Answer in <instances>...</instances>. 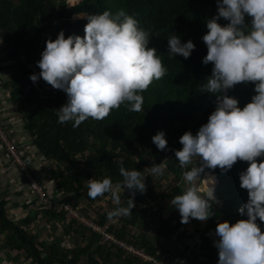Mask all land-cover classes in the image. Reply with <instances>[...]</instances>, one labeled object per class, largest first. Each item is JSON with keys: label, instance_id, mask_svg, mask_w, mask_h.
<instances>
[{"label": "trees", "instance_id": "obj_1", "mask_svg": "<svg viewBox=\"0 0 264 264\" xmlns=\"http://www.w3.org/2000/svg\"><path fill=\"white\" fill-rule=\"evenodd\" d=\"M121 9L134 15L140 27L153 32L149 36V47L158 50L157 54L167 69L165 75L153 81L142 93L143 105L139 112H130L122 105L111 110L104 119L88 118L78 127H73L72 121L59 123L57 112L66 103L67 94L43 78L36 82L30 79L31 74L40 72L37 62L46 41L56 39L61 30L66 37L72 34L83 36L89 15L104 10L115 14ZM217 10V0H80L70 6L67 0H0V40L4 52L0 58V73L7 72L4 84L11 87L33 141L54 162L51 174L57 181V188L64 192V200L75 204L77 199H82L93 204L110 193L90 198L87 195L88 180L110 177L113 186L119 184L122 189L119 194L121 206H127L132 190L125 189L123 185L119 172L121 165L126 170L136 168L143 171L152 163H160L167 158L163 175L172 173L176 184L159 191L162 178L157 179L145 172L146 191L143 194L136 192L133 213L122 216L123 223L117 227L113 225V228L121 239L144 246L158 256L163 253L178 255L185 259L186 264H216L219 257L214 245L218 239L214 233L217 223L247 219L246 215L239 213V208L248 200L247 189L240 187L239 175L249 162L238 160L227 172L217 167L201 173L202 177L213 171L217 176L213 214L205 220L204 226V221L190 218L191 229H183L182 234L174 239V230L182 227L183 222L171 199L186 189L180 184L184 172L199 164L196 157L191 164L181 167L175 159V150L182 148L179 138L189 130L195 134L216 107V97L199 90L212 72V62H202L207 54L202 37L208 31L206 20L216 15ZM76 15L83 16L75 18ZM251 19L246 16V23L250 24ZM218 22L228 23L224 18ZM171 33L179 35L182 42L189 39L194 42L196 47L189 58L168 54V36ZM254 89V82H240L229 89L228 95L238 98L243 107L251 101ZM161 130L166 133L168 141L166 151L159 150L152 142V136ZM257 160H264V157ZM216 203H220V207H215ZM55 207L43 205L48 216L65 221L66 213L57 211ZM108 208L96 218L101 225L107 222V212L113 209ZM142 215L144 220H148V225H159L160 236L168 248L160 245L157 235L149 238L145 230L136 233L134 228L142 224ZM30 222L29 218L18 222L12 220L6 200L0 199V233H6V244L17 253L26 254L32 264H143L75 220L65 223V226L68 234L81 237L82 246L77 243L63 247L58 240L50 244L41 241L36 233L23 227ZM257 223L264 231V222L258 218ZM197 233H200L202 243L191 246L190 242ZM175 240L179 247L172 248L170 245Z\"/></svg>", "mask_w": 264, "mask_h": 264}, {"label": "clouds", "instance_id": "obj_2", "mask_svg": "<svg viewBox=\"0 0 264 264\" xmlns=\"http://www.w3.org/2000/svg\"><path fill=\"white\" fill-rule=\"evenodd\" d=\"M217 8V14L206 20L208 31L202 37L207 46L202 62H212V72L199 90L214 95L216 107L195 134L189 130L179 138L182 148L175 150L179 165L186 167L196 157L199 164L184 172L189 186L172 198L171 204L179 210L181 222L207 220L216 200L215 180L204 179L207 189L195 181L205 169L219 167L227 172L238 160L249 162L239 175L240 187L248 191L239 213L247 219L218 222L214 245L217 264H264V231L257 223L258 218L264 222V160H257L264 157V0H217ZM246 16L252 18L250 24ZM221 18L228 23H219ZM87 19L83 36L66 37L61 30L56 39H48L37 62L40 72L30 75L33 82L43 78L67 94L57 117L61 124L72 121L73 127L88 118L102 120L122 105L130 112L141 111L142 93L167 71L158 50L149 47L153 32L140 27L134 15L123 9L115 14L104 10ZM195 47L191 39L182 42L179 35L168 36L170 56L187 59ZM240 82L255 83V94L243 107L238 98L228 95ZM152 142L159 150H167L163 130L152 136ZM167 161L152 163L143 171L126 170L121 165L123 185L132 190L127 206H121L120 185L114 187L110 177L89 179L87 195L95 199L110 193L117 206L107 212L108 218L128 216L133 213L136 192L146 191L144 173L163 175Z\"/></svg>", "mask_w": 264, "mask_h": 264}, {"label": "crops", "instance_id": "obj_3", "mask_svg": "<svg viewBox=\"0 0 264 264\" xmlns=\"http://www.w3.org/2000/svg\"><path fill=\"white\" fill-rule=\"evenodd\" d=\"M0 42L1 51L2 41L0 40ZM3 55L4 52L0 53V58ZM6 77V71L0 73V107L4 108L0 121L8 130L10 137L18 143L19 148L25 153L34 174L39 177L41 182L45 185L47 192L52 195L54 201H56L59 194L62 193V190L57 188V181L51 174V168L54 166V162L48 159L33 141L30 131L26 128V120L18 109L17 99L12 95L11 87H7L4 84ZM53 181H55L54 186ZM58 190L61 193H58ZM0 199L6 200L7 212L12 220L15 222L25 218L31 220L30 223L24 224L23 227L29 229L32 233H36L41 241L50 244L58 240L63 247H72L71 242H74L76 239H73L74 237L72 234H68L69 231L66 229L65 221L62 222L60 219L48 216L45 213L46 208H43V204H41L37 198L30 195L29 185L23 179L18 167L13 163L1 145ZM58 202L60 201L58 200L55 203ZM44 206L46 207V205ZM201 229L203 230V227ZM198 237L201 238L200 233L195 234L194 239L190 242L191 246L195 245L194 243H196L195 241ZM66 241L69 242V244L66 245ZM186 241L188 242V240ZM7 242L8 237L6 233H0V264H32L31 258H28L24 253H17L15 249H12L6 244ZM165 260L169 262L178 260L180 263L186 264L185 259H181L178 255L172 256V259ZM196 262L199 263L197 260Z\"/></svg>", "mask_w": 264, "mask_h": 264}, {"label": "built area", "instance_id": "obj_4", "mask_svg": "<svg viewBox=\"0 0 264 264\" xmlns=\"http://www.w3.org/2000/svg\"><path fill=\"white\" fill-rule=\"evenodd\" d=\"M67 1H68V6H70L69 0ZM3 111L4 108L0 107V118ZM0 145L7 152L13 163L18 167L23 179L29 185L30 195L37 198L41 202V204L49 207L51 206L54 207V205L56 207L59 206L60 211H64L68 216L69 222L75 220L78 224H83V226L87 228L92 227L93 228L92 230H96L95 233L100 234L105 242H107L110 245H115L116 247L122 249L125 252V254H127L128 256L135 257L136 259H139L143 264H182L178 260L169 262L165 260V258H161L155 254L150 253L147 250V248L144 246H139L135 243L121 239L120 237H118V235H116L115 231H111V230L108 231L106 228H103L109 226L107 222L104 225H101L98 222L97 223L90 222L88 218L84 215L81 207L79 208L78 206H73L69 202L64 200L55 203L54 199L47 192L45 185L41 182L39 177L36 174H34L25 153L19 148L18 143H16L15 140H13L10 137L8 130L4 127L1 121H0ZM216 185H217V180L214 185V189ZM195 242L196 243L194 244H201L202 239L198 237L196 238Z\"/></svg>", "mask_w": 264, "mask_h": 264}, {"label": "rangeland", "instance_id": "obj_5", "mask_svg": "<svg viewBox=\"0 0 264 264\" xmlns=\"http://www.w3.org/2000/svg\"><path fill=\"white\" fill-rule=\"evenodd\" d=\"M80 0H69V5H75V4H77L78 2H79ZM67 5H68V1H67ZM83 15H76L75 16V18H80V17H82ZM0 47H1V42H0ZM0 53H3L2 52V50L0 51ZM193 162V161H192ZM194 167V166H193ZM156 176V178L157 179H159L160 177L162 178V181H161V183H162V187L160 186V190L159 191H162V189H166V188H170L173 184H176V182L174 181L175 180V178H174V176H173V174L171 173V174H169V175H167V176H165L164 177V175H155ZM209 177H211V178H213L214 180H215V183H216V180H217V177H215V173L214 172H211V171H208V172H206L202 177H201V179H197L196 181H195V183L197 184V185H199V186H201V187H203V188H205V189H207V187H208V184H207V181L206 180H204V179H207V178H209ZM181 184V186L183 187V188H187L188 186H189V184H188V182L184 179V177L182 178V183H180ZM215 185V184H214ZM115 187V186H114ZM58 193H61L59 190H58ZM122 193V189L119 187L118 188V194H121ZM64 195V192L62 191V193L61 194H59V196H58V198L56 199V201H63L64 199H65V195ZM51 197H52V195H51ZM53 198V197H52ZM39 201V200H38ZM55 201V202H56ZM70 203V202H69ZM68 203V204H69ZM71 205H73V206H78L79 208L81 207V209H82V211H83V213H84V215L88 218V220L90 221V222H95V223H97L98 221H96V218H98L99 217V215H102L106 210H109V208L108 207H112V208H114L111 204H113V200H112V198H111V195L109 194V195H107V196H104V197H102V198H100L99 200H96L93 204H89V203H87L85 200H82V199H77L76 200V202H75V204H73V203H70ZM220 203H216L215 204V207H220V205H219ZM46 208H50L49 206H46ZM55 208H57V211H60V207L58 206V207H55ZM68 214V213H67ZM165 214L166 215H168V213L167 212H165ZM85 217V218H86ZM166 217V216H165ZM141 218H142V220H143V222H142V224L140 225V226H136L134 229H135V231H136V233H139L140 231H144L145 230V234H146V236H148L149 238H154L155 237V235H157L158 236V238H157V240H159L160 241V245L161 246H164L165 245V248H168V244L162 239V237L160 236L161 234H160V232H159V225L157 224H155V225H148L149 224V222H148V220H144V218H143V215L141 216ZM73 221V220H72ZM191 220H189L188 222H186V223H184L183 222V226L182 227H180V228H176L175 230H174V239L176 238V236H180V234H182V230L183 229H186V230H188L189 231V228L193 225L192 224V222H190ZM69 221H68V216L66 215L65 216V223L66 224H69L68 223ZM123 222H122V216H120V217H116V218H112V219H109L108 218V220H107V224L110 226V229H109V226H107V227H103V228H106L108 231H114V228H113V225H115L116 227H117V225H120V224H122ZM202 223V222H201ZM205 225V221L203 222V224H202V226H204ZM201 226V227H202ZM132 227V226H131ZM89 229H93L92 227L91 228H89ZM92 231H96V230H92ZM111 233V232H110ZM215 233V232H214ZM73 235V239H77L78 238V240H75L74 242H71V244H72V246L73 245H76L77 243L79 244V246H82L83 245V241H79L80 239H81V237L80 236H78V235H74V234H72ZM117 235V234H116ZM216 235V234H215ZM78 236V237H77ZM67 242V241H66ZM176 240L175 241H173L172 243H171V247L173 248V247H175V248H177V247H179L178 245H176ZM66 245L67 244H69V242H67V243H65ZM67 247H69V246H67ZM161 257L162 258H165V259H172V255H168L167 253H163V254H161Z\"/></svg>", "mask_w": 264, "mask_h": 264}]
</instances>
